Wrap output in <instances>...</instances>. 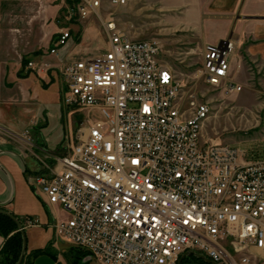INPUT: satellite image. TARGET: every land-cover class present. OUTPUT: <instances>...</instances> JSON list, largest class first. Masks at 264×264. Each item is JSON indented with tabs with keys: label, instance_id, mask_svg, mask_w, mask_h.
Wrapping results in <instances>:
<instances>
[{
	"label": "built area",
	"instance_id": "obj_1",
	"mask_svg": "<svg viewBox=\"0 0 264 264\" xmlns=\"http://www.w3.org/2000/svg\"><path fill=\"white\" fill-rule=\"evenodd\" d=\"M98 6L78 0L76 13L84 19ZM102 24L105 51L59 65L26 63L38 72L56 67L63 105L87 115L78 141L44 155L29 175L46 202L67 214L55 217V235L96 264H176L187 250L215 264L264 259V158L201 142L211 106L182 96L181 80L159 59L158 41L130 38L114 20ZM69 39L60 28L49 54L57 56ZM235 51L231 38L205 42L194 77L225 92L242 90Z\"/></svg>",
	"mask_w": 264,
	"mask_h": 264
},
{
	"label": "rangeland",
	"instance_id": "obj_2",
	"mask_svg": "<svg viewBox=\"0 0 264 264\" xmlns=\"http://www.w3.org/2000/svg\"><path fill=\"white\" fill-rule=\"evenodd\" d=\"M180 1L185 0H124L122 3L99 0L97 14L81 19L76 13L78 0H69V2L68 0H0V15L18 22L21 47H34V50L42 55L27 56L24 58L26 59L24 65L29 60L51 63L46 55L49 54L50 46L59 29L69 30L73 40L77 42L78 39H75L73 32L75 33L78 28L76 24L85 20L92 19L97 23L107 41L108 37L102 24L106 20H114L116 27L130 38L156 39L161 47L159 59L165 62L181 80L182 96H195L197 101L207 102L211 106V111L203 122L200 141L231 144L246 151L247 159L264 158V90L258 84L264 71L263 67L257 71L252 65H245L250 68L248 80L251 83L243 84L240 91L225 92L220 88H213L202 77H194L196 69L200 66V51L204 44L199 40L198 32L203 39L209 31L204 32L201 26L196 25L195 28L194 24H188L183 20L180 14L187 9V3L179 4ZM202 1L199 0L200 3ZM96 45L100 51L105 49L101 41L95 38L88 40L82 38L75 49L82 52ZM74 55L75 53L72 57ZM32 70L39 74L35 69ZM57 72L60 74L58 69ZM233 74L238 83L246 79V74L239 72V64L234 66ZM58 84L57 81L48 90V94L59 97L58 102H50L48 106L51 111L49 121L42 105L38 109L42 114L41 125L47 127L49 123L48 129L51 132L46 145L47 151L44 154L47 158L49 155L68 151L70 146L78 141L79 128L87 121L85 110L68 109L62 104L63 79L60 96ZM45 86L46 83H43V87ZM244 94H250V100L243 98ZM63 131L64 135H62ZM40 157L44 158L42 154ZM34 192L45 200L39 191ZM47 215L50 219L52 216L59 219L67 217L62 210L43 208L40 215L32 216V219L36 218L38 222H42ZM46 246H49V251L61 263L75 259V252L71 250L70 244L57 242L51 245L45 242L43 247ZM83 258H89V255L81 256V259ZM252 264H264V259H256Z\"/></svg>",
	"mask_w": 264,
	"mask_h": 264
},
{
	"label": "crops",
	"instance_id": "obj_3",
	"mask_svg": "<svg viewBox=\"0 0 264 264\" xmlns=\"http://www.w3.org/2000/svg\"><path fill=\"white\" fill-rule=\"evenodd\" d=\"M184 2L187 9L180 14L183 20L194 24L195 28L196 25L201 26L204 32L209 31L203 39L198 32L199 40L214 43L231 38L235 41L232 67L239 64V72L246 74V79L239 83L250 84V73L245 65L250 64L257 71L262 67L264 69V0H203L202 3L199 0H185L179 4ZM76 26L78 28L73 35L78 41L75 42L71 36L57 56L47 54L46 58L51 64L90 58L108 48L105 35L92 19L80 21ZM20 34L17 21L0 15V209L8 211L21 223L26 236L25 254H28L36 249H45V242L51 245L57 242L68 244L54 233L51 225L56 216L50 219L47 215L44 221L36 225H24L25 218L40 215L43 208L60 210L49 205L41 192L45 200L35 194L37 189L32 187L29 175L40 170V154L44 156L46 153L48 136L51 134L49 123L47 127L41 125L42 114L38 109L42 105L48 120L50 102H58L59 99L54 94H48V90L58 81L60 96L62 77L56 68L40 71L37 75L22 63V58L29 55H42L34 47H21ZM82 38L99 39L105 49L100 51L96 45L79 52L75 46ZM73 53L75 55L72 57ZM43 83H46L45 87ZM258 84L264 90V71ZM243 98L250 100V94H244ZM61 106L60 103L62 109ZM3 242L4 237L0 235V248ZM33 264L96 263L90 256L61 263L56 257L43 252L34 257Z\"/></svg>",
	"mask_w": 264,
	"mask_h": 264
},
{
	"label": "trees",
	"instance_id": "obj_4",
	"mask_svg": "<svg viewBox=\"0 0 264 264\" xmlns=\"http://www.w3.org/2000/svg\"><path fill=\"white\" fill-rule=\"evenodd\" d=\"M69 2V0H68ZM53 44L50 46L52 47ZM26 59L23 58V64H25ZM0 235L4 237V242L0 248V264H16L19 255L22 250V234L18 230L16 222L8 215L0 212ZM46 247L45 249H36L28 254L24 253V257L21 264H33V259L39 253H47L53 255ZM71 250L75 252V258L81 259V256L88 254L84 250H80L76 247H71ZM181 264H210L204 259L194 256L192 254L183 257Z\"/></svg>",
	"mask_w": 264,
	"mask_h": 264
},
{
	"label": "water",
	"instance_id": "obj_5",
	"mask_svg": "<svg viewBox=\"0 0 264 264\" xmlns=\"http://www.w3.org/2000/svg\"><path fill=\"white\" fill-rule=\"evenodd\" d=\"M0 212L8 215L9 217H11L17 224L18 226V230H20L21 234H22V250H21V253L19 255V258L16 262V264H21L22 263V260H23V257H24V253H25V249H26V236H25V233L23 231V228H22V225L21 223L11 214L9 213L8 211L6 210H3V209H0ZM189 254H192L194 256H198L202 259H204L205 261L209 262L210 264H215L212 260L208 259L205 255L203 254H200V253H197L195 252L194 250H187L185 252H183L180 257L178 258L177 260V263L176 264H181V261L183 259V257H185L186 255H189Z\"/></svg>",
	"mask_w": 264,
	"mask_h": 264
}]
</instances>
